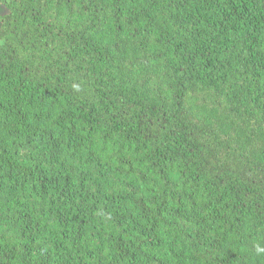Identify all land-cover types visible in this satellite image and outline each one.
<instances>
[{
    "label": "trees",
    "instance_id": "1",
    "mask_svg": "<svg viewBox=\"0 0 264 264\" xmlns=\"http://www.w3.org/2000/svg\"><path fill=\"white\" fill-rule=\"evenodd\" d=\"M0 264H264V0H0Z\"/></svg>",
    "mask_w": 264,
    "mask_h": 264
}]
</instances>
